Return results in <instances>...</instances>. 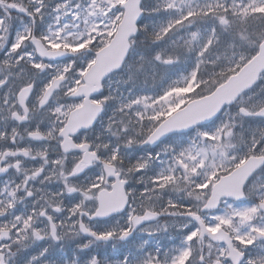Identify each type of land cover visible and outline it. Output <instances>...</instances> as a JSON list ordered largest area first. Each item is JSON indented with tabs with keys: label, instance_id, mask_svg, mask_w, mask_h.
Masks as SVG:
<instances>
[{
	"label": "snow or ice",
	"instance_id": "obj_1",
	"mask_svg": "<svg viewBox=\"0 0 264 264\" xmlns=\"http://www.w3.org/2000/svg\"><path fill=\"white\" fill-rule=\"evenodd\" d=\"M0 264H264V0H0Z\"/></svg>",
	"mask_w": 264,
	"mask_h": 264
},
{
	"label": "rangeland",
	"instance_id": "obj_2",
	"mask_svg": "<svg viewBox=\"0 0 264 264\" xmlns=\"http://www.w3.org/2000/svg\"><path fill=\"white\" fill-rule=\"evenodd\" d=\"M115 86V85H114Z\"/></svg>",
	"mask_w": 264,
	"mask_h": 264
}]
</instances>
